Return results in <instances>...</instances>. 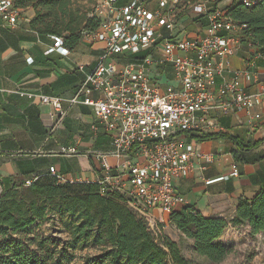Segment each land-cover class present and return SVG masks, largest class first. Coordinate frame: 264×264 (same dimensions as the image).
I'll use <instances>...</instances> for the list:
<instances>
[{
  "label": "built area",
  "instance_id": "1",
  "mask_svg": "<svg viewBox=\"0 0 264 264\" xmlns=\"http://www.w3.org/2000/svg\"><path fill=\"white\" fill-rule=\"evenodd\" d=\"M257 2L244 0V5ZM20 15L12 0H0L3 22L14 26ZM97 15L102 20L99 27L84 33L83 41L100 42L104 47L92 69L78 66L85 79L68 100L92 108L93 129L110 136L111 149L94 155L99 175L90 182L99 186L101 195L120 194L128 208L159 236L161 222L151 212L169 215L186 204L175 183L188 176L192 160L201 157L191 136L223 131L218 118L242 111L247 112L248 124L261 118L249 111L264 103V82L259 92L249 94L243 80H257V74L249 70L262 58L251 55L245 69L232 68L231 58L242 49L240 34L245 26L235 24L217 7L210 11L207 2L104 0ZM194 22L205 27L189 32L186 25ZM51 40L47 55L69 54L61 38ZM18 94L38 98L56 116L64 114L58 97ZM111 158L116 160L113 166ZM205 158L212 159L210 155ZM49 174L58 182H67L54 168ZM238 175L233 163L223 179ZM35 180H26L24 186Z\"/></svg>",
  "mask_w": 264,
  "mask_h": 264
},
{
  "label": "crops",
  "instance_id": "2",
  "mask_svg": "<svg viewBox=\"0 0 264 264\" xmlns=\"http://www.w3.org/2000/svg\"><path fill=\"white\" fill-rule=\"evenodd\" d=\"M33 17L34 11L27 8L14 26L0 19V192L46 175L50 168L68 182L95 181L99 165L94 155L111 149L110 136L93 129L96 120L92 108L68 102L85 79L78 66L92 69L104 44L82 41L67 56L56 52L47 55L52 40L40 38L29 28ZM202 25L194 22L186 27L193 32L205 27ZM250 54L240 50L231 58L232 68L245 69ZM249 71L257 74V80L244 78L243 86L247 93L254 94L264 82V62L257 60ZM171 78L168 73L167 80ZM19 92L60 98L63 116H56L52 107L41 104L38 98L29 99ZM249 113L260 114L261 118L248 124L246 111L219 117L223 128L220 133L245 144L262 140L264 103L255 104ZM194 140L201 157L192 160V172L177 180L175 189L185 199L184 206H192L207 218L230 220L238 203L251 199L264 182V142L245 151L231 139ZM207 155L212 159L207 160ZM115 163V159H109L110 165ZM233 163L239 175L223 179ZM151 214L161 222V234L176 242L180 233L169 224L168 214L166 219V214L158 210ZM223 237L219 240L222 243Z\"/></svg>",
  "mask_w": 264,
  "mask_h": 264
},
{
  "label": "trees",
  "instance_id": "3",
  "mask_svg": "<svg viewBox=\"0 0 264 264\" xmlns=\"http://www.w3.org/2000/svg\"><path fill=\"white\" fill-rule=\"evenodd\" d=\"M12 1L21 14L27 8L34 11L29 22L32 31L40 38H61L69 51L83 41L84 33L95 31L102 21L97 14L88 18L74 11L70 0ZM219 2L213 6L207 2L208 9L214 10L222 3ZM221 10L235 24L245 26L240 34L241 50L260 55L264 62V0L250 7L244 5V0H231ZM214 138L231 139L245 151L264 142L263 138L245 144L220 132L191 136L201 142ZM48 214L74 218L71 247L79 240H90L103 248L100 254L87 256L80 264H192L181 255L176 242L162 234L155 236L120 194L101 195L95 183L58 182L49 173L36 177L30 186L23 182L0 192V264H70L59 252H53L54 244L48 239L27 235ZM167 220L192 242L195 254L211 264H220L232 251L219 241L229 227L246 226L251 236L264 232V182L251 199L238 203L230 220L207 218L184 205L174 209Z\"/></svg>",
  "mask_w": 264,
  "mask_h": 264
},
{
  "label": "rangeland",
  "instance_id": "4",
  "mask_svg": "<svg viewBox=\"0 0 264 264\" xmlns=\"http://www.w3.org/2000/svg\"><path fill=\"white\" fill-rule=\"evenodd\" d=\"M71 8L88 18L94 17L101 10L104 0H70ZM209 6L222 2L216 7L223 9L231 0H206ZM167 214L164 215V219ZM75 224L73 217L68 215L48 214L46 219L34 225L28 232L29 237L46 238L54 244V253L59 252L70 264H80L87 256H95L102 252L103 248L95 245L90 240H79L73 247L71 241L72 229ZM179 234V233H177ZM164 236V235H163ZM181 255L192 264H211L206 259L198 256L192 250V243L181 234L175 237ZM223 243L232 248L231 253L220 264H264V232L251 236L246 226L231 228L224 233ZM69 246V247H68Z\"/></svg>",
  "mask_w": 264,
  "mask_h": 264
},
{
  "label": "bare ground",
  "instance_id": "5",
  "mask_svg": "<svg viewBox=\"0 0 264 264\" xmlns=\"http://www.w3.org/2000/svg\"><path fill=\"white\" fill-rule=\"evenodd\" d=\"M162 214H168L167 212H161Z\"/></svg>",
  "mask_w": 264,
  "mask_h": 264
}]
</instances>
